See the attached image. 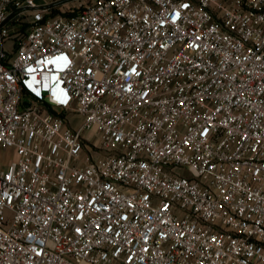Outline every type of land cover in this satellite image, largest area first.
<instances>
[{
    "label": "built area",
    "instance_id": "obj_1",
    "mask_svg": "<svg viewBox=\"0 0 264 264\" xmlns=\"http://www.w3.org/2000/svg\"><path fill=\"white\" fill-rule=\"evenodd\" d=\"M74 1L0 0V264H264V0Z\"/></svg>",
    "mask_w": 264,
    "mask_h": 264
},
{
    "label": "rangeland",
    "instance_id": "obj_2",
    "mask_svg": "<svg viewBox=\"0 0 264 264\" xmlns=\"http://www.w3.org/2000/svg\"><path fill=\"white\" fill-rule=\"evenodd\" d=\"M61 2V3H60ZM59 9L62 10H66L68 8V6H75V5H79V3H77L74 0H59ZM93 2H89V1H84V3L82 4V6L85 5H91ZM14 158V150L13 149H0V169L1 168H5L8 166L9 162L12 161Z\"/></svg>",
    "mask_w": 264,
    "mask_h": 264
}]
</instances>
